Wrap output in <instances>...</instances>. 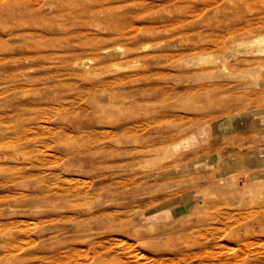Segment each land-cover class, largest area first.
<instances>
[{"label":"rangeland","instance_id":"rangeland-1","mask_svg":"<svg viewBox=\"0 0 264 264\" xmlns=\"http://www.w3.org/2000/svg\"><path fill=\"white\" fill-rule=\"evenodd\" d=\"M261 32L264 0H0V264H264Z\"/></svg>","mask_w":264,"mask_h":264},{"label":"bare ground","instance_id":"bare-ground-1","mask_svg":"<svg viewBox=\"0 0 264 264\" xmlns=\"http://www.w3.org/2000/svg\"><path fill=\"white\" fill-rule=\"evenodd\" d=\"M250 44L251 45H256V48H255V51L257 52V53H260V54H264V32H261V33H257V34H255V35H253V37L250 39ZM97 43V42H96ZM146 46V45H145ZM148 47V46H147ZM145 49V48H144ZM89 62V61H88ZM73 65V64H72ZM223 68H220V70H222ZM224 70V69H223ZM21 134V133H20ZM22 137H24V136H22ZM10 140V139H9ZM15 141H16V138L14 139ZM20 140V139H19ZM11 141H12V139H11ZM13 142V141H12ZM82 179V178H81ZM69 180V179H68ZM73 180V179H72ZM66 181V180H65ZM68 182V181H67ZM70 182V181H69ZM75 183H76V181H74ZM80 182V181H79ZM78 184V183H77ZM69 186H70V184H69ZM72 187V186H71ZM77 187V186H76ZM82 187V186H81ZM63 188V187H62ZM61 188V189H62ZM66 188V187H65ZM40 195H45L44 193H40ZM250 217V216H249ZM249 240V239H248ZM248 240H246V242H248ZM264 242V241H263ZM249 243L250 242H248V244L247 243H245V244H247V246H245L246 248H247V250H248V245H249ZM242 244H244V243H242ZM244 244V245H245ZM253 244V243H252ZM263 244V243H262ZM98 247V246H97ZM230 247V246H229ZM244 247V246H243ZM242 247V248H243ZM80 248V247H79ZM101 248V247H100ZM104 248V247H103ZM15 249V248H14ZM244 249V248H243ZM80 250V249H79ZM240 250V249H239ZM113 251V250H112ZM208 251V250H207ZM210 251H212V250H210ZM238 251V250H237ZM241 251V250H240ZM243 251V250H242ZM248 251H250V250H248ZM253 251V250H252ZM245 252L244 254L246 255H244L245 256V258L246 259H248L249 260V257L250 256H252L251 254L253 253V252ZM213 252V251H212ZM234 252V251H233ZM232 251H231V256L233 255V256H235L236 255V253H234V254H232L233 253ZM263 252V251H262ZM208 253H210V252H208ZM217 253V252H216ZM239 253V252H238ZM238 253H237V256H238ZM242 253V252H241ZM260 253V252H259ZM77 254V253H76ZM196 254V253H195ZM240 255V254H239ZM260 255L262 256V254L260 253ZM236 256V258H238V257H240V256H242V255H240V256H238L237 257ZM264 256V255H263ZM257 257V256H256ZM233 258V257H232ZM242 259V258H241ZM227 261V260H226ZM231 262H234V261H231ZM236 262V261H235ZM223 263V262H222ZM225 263V262H224ZM248 263V262H247ZM252 264V263H251Z\"/></svg>","mask_w":264,"mask_h":264}]
</instances>
